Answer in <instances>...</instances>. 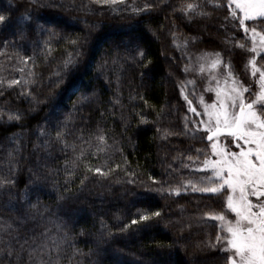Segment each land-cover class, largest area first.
<instances>
[{
    "label": "trees",
    "instance_id": "trees-1",
    "mask_svg": "<svg viewBox=\"0 0 264 264\" xmlns=\"http://www.w3.org/2000/svg\"><path fill=\"white\" fill-rule=\"evenodd\" d=\"M189 2L208 16L186 18ZM214 4L226 0H0V179L14 181L0 188L14 251L0 264H224L206 215L222 198L187 186L207 141L181 95L189 51L234 64L248 43Z\"/></svg>",
    "mask_w": 264,
    "mask_h": 264
},
{
    "label": "snow or ice",
    "instance_id": "snow-or-ice-1",
    "mask_svg": "<svg viewBox=\"0 0 264 264\" xmlns=\"http://www.w3.org/2000/svg\"><path fill=\"white\" fill-rule=\"evenodd\" d=\"M30 2L36 3L37 0H30ZM123 2L124 0H96V3L104 4ZM213 7L226 8L225 19L230 18L236 21L243 28L245 34L251 32L252 47L250 51L252 53H257L258 48L264 50V0H226V4H214ZM134 11L136 10L134 9ZM180 11L186 18L208 16V13L204 11V6L198 2L184 3ZM24 19L30 20V15H26ZM257 19L261 25L259 32L255 26L249 27L245 24V21L255 22ZM10 21V16L0 14V27L8 26ZM42 30L48 31L50 35H55L50 29ZM239 47L244 48V45L240 44ZM136 56L140 58L141 63L145 59V53L142 50L138 49ZM135 58L133 57V59ZM74 63L75 57H70L64 62L63 68L66 70ZM218 63H220L219 59L213 61L212 67H216ZM248 63L253 76L259 73V91H253L242 85L233 88L232 95L228 98L227 107L222 108L221 111L213 112L206 109L204 112L197 113L196 108L192 107V101L184 96L190 111L198 116L207 117L206 120H201L198 123L205 126V138L210 142V153L206 154L201 151V154L205 156L203 165L212 173L207 178L206 187L197 188L191 181L187 186L192 187L193 191L222 198L221 210H213L206 215L219 222L220 232L223 235L217 234L215 243L219 246V250L225 253L224 264H264V203L253 204L248 198L249 194L258 199L264 197V68L257 67L255 58L250 59ZM55 75L59 78L55 83L57 85L63 83L60 71H57ZM17 83L19 81L10 82V84ZM245 93L248 95L245 96ZM7 118L9 121L19 120L21 114L9 115ZM57 139H60L59 131ZM233 144L240 150L232 151ZM209 155L216 159H209ZM188 159L192 158L188 157ZM12 184H14L12 180L0 179V188ZM176 194L179 195V192L177 191ZM224 203L228 210L235 213L234 220H229L224 215ZM254 208L258 210L253 211ZM160 215L159 211L152 213V216L155 217ZM149 219V215L146 214L139 217L140 221ZM137 223V220L132 221V224ZM4 232H7V229L0 227V233ZM8 234L11 237V233ZM5 255L9 259L14 255L11 238L5 242L3 236L0 235V257ZM19 258L17 252L16 259Z\"/></svg>",
    "mask_w": 264,
    "mask_h": 264
},
{
    "label": "rangeland",
    "instance_id": "rangeland-1",
    "mask_svg": "<svg viewBox=\"0 0 264 264\" xmlns=\"http://www.w3.org/2000/svg\"><path fill=\"white\" fill-rule=\"evenodd\" d=\"M259 21V19H257ZM255 21V22H257ZM253 21H245V24ZM257 31H261V25L257 23L256 25ZM248 43L244 45V52L242 54V58L239 60L235 58V63H231V56L225 57L221 50H207V51H199L198 53L193 54L192 51H189L190 48V39H177L176 44L183 48V50H187L190 52V75L188 83L185 85V88L182 91V98L186 103L188 115H187V123L191 122L194 124V129L200 133L203 138H205L203 124H199L198 122L201 120H206V116H198L189 109V105L187 101L184 99V96L188 97V100L192 101V107L196 108V112H204L206 109L217 112L221 111L222 108L227 107L228 98L232 95L231 90L233 88H238L242 85L245 88H250L253 91H259V73L256 76L251 74V66L249 65V60L255 58L257 67L264 68V60H260V57L264 55V50L258 48L257 53H252L250 51L252 47L251 42V32L249 31L247 34ZM230 49V48H229ZM227 48V51H229ZM186 51V52H187ZM215 54H219L218 56ZM219 59L220 63L216 65V67H212V62ZM239 65L240 68L237 67ZM238 68V69H237ZM235 82H239L238 84ZM219 94V95H218ZM248 94L245 93V96ZM207 141V140H206ZM203 152L206 154L210 153V142L207 141L204 147L202 148ZM232 151H239L240 149L233 144L231 146ZM205 156L201 159H194L192 161L189 169L193 172L194 175L189 176V181L192 182L197 188L206 187L207 186V178L212 175L211 171L204 168L203 161ZM209 159H216V157L209 155ZM203 181V183H202ZM249 200L252 201L253 204L264 203V197H260L259 199L256 196L249 194ZM226 204V203H225ZM227 208V207H226ZM258 209L254 208L253 211H257ZM227 219L234 220L235 213L231 212V210L227 209V212L224 214ZM215 221V220H214ZM218 224L219 230V222L215 221ZM220 235L223 233L220 232Z\"/></svg>",
    "mask_w": 264,
    "mask_h": 264
}]
</instances>
